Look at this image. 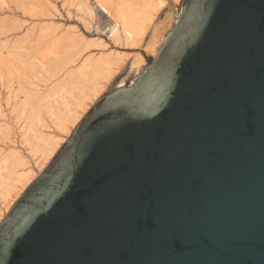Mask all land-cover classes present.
I'll use <instances>...</instances> for the list:
<instances>
[{"label":"water","instance_id":"1","mask_svg":"<svg viewBox=\"0 0 264 264\" xmlns=\"http://www.w3.org/2000/svg\"><path fill=\"white\" fill-rule=\"evenodd\" d=\"M0 264H264V0H184L0 225Z\"/></svg>","mask_w":264,"mask_h":264},{"label":"rangeland","instance_id":"2","mask_svg":"<svg viewBox=\"0 0 264 264\" xmlns=\"http://www.w3.org/2000/svg\"><path fill=\"white\" fill-rule=\"evenodd\" d=\"M183 2L0 0V225L91 108L153 64V32L160 52ZM121 12L130 38L112 32Z\"/></svg>","mask_w":264,"mask_h":264},{"label":"bare ground","instance_id":"3","mask_svg":"<svg viewBox=\"0 0 264 264\" xmlns=\"http://www.w3.org/2000/svg\"><path fill=\"white\" fill-rule=\"evenodd\" d=\"M99 5V8L101 9V11H103L104 13H106L107 15H110L109 14V11L104 8L101 4H98ZM119 20H114V27L112 29V32L113 34H118L119 33V28L121 29V32L125 35V38L128 37H132L133 36V31L128 27V23H127V20L126 18L123 16L122 12L119 13ZM170 18V16L168 17V19ZM165 26V25H163ZM163 27L162 29H159V27L155 28V31L153 32V35H152V38L148 44V50L147 52L149 54H151L152 56H154L155 58L157 57L158 55V46L159 44L161 43L162 41V33H163ZM119 35V34H118ZM123 35V37H124ZM134 39V37H133ZM144 61L141 60V59H136L133 63L134 66H139L143 63ZM138 69V68H137ZM100 91V90H99ZM95 92V90H94ZM96 92H97V89H96ZM7 196V195H6ZM14 200V199H12Z\"/></svg>","mask_w":264,"mask_h":264}]
</instances>
